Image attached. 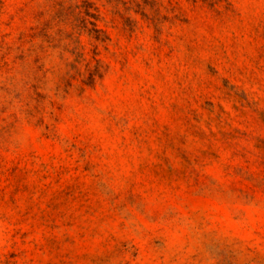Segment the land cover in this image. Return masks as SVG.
Returning <instances> with one entry per match:
<instances>
[{
    "label": "clouds",
    "instance_id": "clouds-1",
    "mask_svg": "<svg viewBox=\"0 0 264 264\" xmlns=\"http://www.w3.org/2000/svg\"><path fill=\"white\" fill-rule=\"evenodd\" d=\"M0 264H264V0H0Z\"/></svg>",
    "mask_w": 264,
    "mask_h": 264
}]
</instances>
